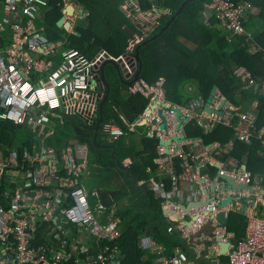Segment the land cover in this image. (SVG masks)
<instances>
[{"label": "built area", "instance_id": "1", "mask_svg": "<svg viewBox=\"0 0 264 264\" xmlns=\"http://www.w3.org/2000/svg\"><path fill=\"white\" fill-rule=\"evenodd\" d=\"M251 6L248 2L207 0L206 17H214L218 21V28L232 35L231 39L244 34L250 38L257 29L246 27ZM47 7L48 0H0V16L3 13V19L0 20V48H3L0 51V120L21 127L28 125L39 138H50L56 134V129L60 127L56 124L57 119L62 120V124L73 120L89 125L98 122L104 96L98 79L101 78V66L108 59L104 53L90 58L78 49H65L62 43H54L44 29H38L35 25L43 8ZM125 8L135 10V20L143 18L148 25L155 23L152 31L160 24L162 15L170 13V10H163L157 5L143 13L131 1L126 3ZM7 26L13 30L14 36L8 44L3 42L2 35V29ZM142 40L136 36L130 51ZM35 53L41 56L37 58ZM58 58L62 59L61 63H57ZM141 84L148 87L144 81ZM141 84L134 86L132 91L146 94ZM254 84L256 82L250 81V85ZM196 105L203 103L197 101L194 107ZM193 109L191 107V111L185 109L184 112L190 119H199ZM234 114L240 119L236 124ZM210 119L213 123L233 127L237 136L245 141L250 139V130L257 129L255 116L239 113L231 105L223 117L212 115ZM106 132L114 138L122 134L120 129L112 126H107ZM65 151L57 147H45L44 154L37 150L34 154H24L28 166L22 169L18 165L19 153L12 152L6 161H0V185L9 169H16L13 174L28 172L32 179L30 183L34 187L38 186L32 193L38 196L48 194V190L55 186L59 201L65 197L71 199L72 203L64 209L66 219L83 224L85 231L100 239L118 238L121 232L116 220L101 222L86 189L78 181L88 167L87 148L79 146L74 152L70 148L67 155ZM48 160H51L49 164ZM40 163L42 166L38 167ZM27 184H21L12 197L5 194L6 198H11L9 205H5L4 196L0 194V264H68L64 252H52L49 245L37 243L41 220L46 222L53 216L52 211L42 213L32 209L29 202L33 196L25 190ZM166 230L181 238H189L187 228L183 225L177 227L172 222ZM141 244L142 247L149 246L150 236L141 239ZM188 260L189 255L176 247L175 252L159 264H188ZM76 264H117V257L112 253L101 252L97 257L77 260ZM226 264H264V215H249L245 235L237 242V247L228 253Z\"/></svg>", "mask_w": 264, "mask_h": 264}, {"label": "trees", "instance_id": "2", "mask_svg": "<svg viewBox=\"0 0 264 264\" xmlns=\"http://www.w3.org/2000/svg\"><path fill=\"white\" fill-rule=\"evenodd\" d=\"M1 1L4 2L5 0ZM48 1L51 12L46 13V20L50 25L49 28H46V34L54 42L65 41L66 39L63 36V32L61 28L58 27V21L63 17L65 0ZM78 1L91 10L89 19L94 24V28L92 31H88V33L89 38L93 41L95 40L96 44H94V47H98L94 52L97 53L101 49H105L109 54L118 58L127 53L129 42L133 39L136 31L138 34H142L127 14L119 10V5L123 0ZM145 1L148 2V0ZM154 1L157 2L163 10H170V13L162 15L160 24L144 39L145 42H148L139 50L143 62L141 72L143 80L151 86L163 80V87L167 90L166 97L168 101L178 106L193 108L196 98L202 99L203 102L207 101L213 86L217 85L221 94L230 98L231 104L234 106L239 107L248 105L252 107L253 103L257 101V125L259 128L263 127L264 96L259 94V89H254L256 86H249V78H247L246 82L244 76L238 75L237 71L243 69L250 74L251 78L257 80V83L260 85L264 84V0H247L252 2L256 7L255 10L247 13V17H251L253 14L257 16L251 17L249 23L246 24L248 29L253 27L257 28L254 36L248 38V36L244 34L234 37L231 40L222 30H218V22L214 18L209 20L212 23L211 27L205 22L203 17L205 0H194L190 2L179 14L176 13L187 0ZM234 1L238 3L246 0ZM96 2H98L97 8L95 7ZM102 3H105L104 8H101ZM113 3H116L118 6L115 10L110 8ZM146 6L148 7L142 9L144 13L152 9L149 4L144 5V7ZM132 13L135 14V10L132 9ZM169 21H171V23L168 28L160 34L162 28L165 27ZM97 25L98 29L96 33L94 29ZM100 27L102 29V36L98 35V33H100ZM107 28L110 29V32L113 31L111 34L109 33V35L103 37ZM153 37H156V39ZM98 43L99 45H97ZM67 46L70 47L69 44H67ZM72 47L78 48L73 45ZM257 47H260V49L255 51ZM96 53L87 54L90 57H94ZM116 77V82L114 81V83H111L110 96L104 105V123H109L110 121L115 122L128 132L127 136L121 138L120 141L114 142V144L108 148L101 149L98 145L100 140H98V144L95 143V130L77 124L75 120L68 121L63 125H71L69 132H63L61 130L50 136L51 140H53V145L57 147L58 150L74 147L75 144H84L89 148L92 170L95 172L94 175L100 176L101 180L99 182L89 180L88 186L92 187L93 190H96L99 194L95 202L97 203L99 199L109 208L107 214H104L106 220L104 219L102 222H107L108 220L110 206L112 205L111 198L117 201L118 204L123 203L127 205L124 202V197L128 194V191L124 186L116 187L119 182H121V176H114V169L121 171L122 169L119 166L125 159L132 158L133 160L130 166V176L127 178L126 173L123 174V178L126 180L125 182L129 184L126 185L129 189H132V183H130L132 179H135L137 182L145 181V183H149L152 179L155 181L163 179L166 190H171L173 184L170 175L166 178L165 176L161 178V167L155 162L158 158L157 145L159 144V139L155 136L149 137L147 135L149 128L145 125H136L134 131L129 130L128 124H133L136 119L143 114L147 107L148 99L141 94L132 95L128 90V86L120 81L117 72ZM193 88L194 91H192ZM237 91H240V95L236 97L233 94ZM185 93L189 97H195V99H189V101L184 103L182 99ZM238 120L239 118L235 119V121ZM2 126L3 129L9 131L19 129L13 123L0 121V127L2 128ZM184 132L188 138L201 137L204 145L217 142L224 146L229 141H233L234 148L230 151L228 156L239 162L245 160L248 170L253 175L264 173V157L258 154L260 143L258 141H252L253 143L251 145L238 141L236 137H234L235 129L233 127L219 123L212 132L205 133L199 123L194 120L187 124ZM57 137H67V140H62L60 142L56 139ZM41 139L46 140L48 138L43 137ZM70 139L75 141L74 145L69 143ZM139 147H141V150L138 149ZM12 149L14 148L12 147ZM1 150H5V155L8 157L10 151H7L6 147H3L2 144L0 145V151ZM219 159L224 160L223 157H219ZM173 169L177 175L185 172L179 158L173 159ZM207 169L210 172V177H215L216 168L208 164ZM123 171L125 172V170ZM82 180L83 176L79 178V182L82 183ZM0 192H2V184L0 185ZM92 205L97 214L98 211H102L103 205L97 206L96 204L95 208L93 201ZM125 205L118 208L117 215L122 218L125 216L136 217L134 211H131L132 205ZM161 205L162 198H158L155 208L149 206L155 209V211L159 213V216H163V208ZM138 217L139 216H137L136 219ZM164 218V222H166L165 215ZM141 227L126 230L124 226H121V236L113 240H101L102 250L108 254H115L118 264H139L143 252H145L144 250L149 251V258L153 261L154 254L151 250L144 249L140 243L141 236L139 231L142 230ZM235 227L238 228V233L244 236L246 227L245 215L243 217L239 212H232L231 224L228 230L233 231L237 236ZM242 229L243 232H240ZM39 233L40 235L37 237V243L39 239L38 244H46V242H44L45 239H43V241L40 240L45 235L42 224H39ZM159 236L163 239L172 238L173 245H175V243H182V241L185 242L184 239H181L177 234H172V236L167 235L166 227L165 232L158 231L157 238ZM243 236L239 235L237 241ZM183 251L189 254L188 250L185 249ZM131 252L138 253L135 259L131 258ZM117 253H119L121 257L118 256Z\"/></svg>", "mask_w": 264, "mask_h": 264}, {"label": "crops", "instance_id": "3", "mask_svg": "<svg viewBox=\"0 0 264 264\" xmlns=\"http://www.w3.org/2000/svg\"><path fill=\"white\" fill-rule=\"evenodd\" d=\"M128 1L133 2L136 6L138 4L141 9L148 7V6L144 7L145 4H149L151 7H153V5L159 6L157 4V2H155L154 0H148V2H146L145 0H123V2L119 5V10L121 12L129 13L128 10H130V9L124 8L125 4ZM139 3H141V4H139ZM70 4L74 5L79 10L81 9V6L84 5V4H81L78 0H65V6L70 5ZM84 6L86 7V9H88L86 5H84ZM92 6H93V4H92ZM104 6H105V3H102L101 8H104ZM95 7L96 8L98 7V2L95 3ZM110 8L115 10L118 8V6L116 3H113L112 7L110 6ZM43 9L44 10L41 13L39 19H37V21L35 22V25L38 29H41V30L44 29L43 31L46 33V28L50 27L49 23L46 20V13H50L51 8L49 9L47 7V8H43ZM89 17H87L86 19L89 20V23L93 24L91 22V20L89 19ZM70 20L72 21V19H70ZM144 23H145V20H143V18L141 20H138V26L142 27V29L140 28L142 30L141 31L142 34H140L141 36H145V35H148L150 33L148 31H145L146 34L144 33L143 30L147 26V25L144 26ZM96 27H98V25ZM101 30L102 29L100 27V29H99L100 33H98L99 36H102ZM71 31L73 32V28L71 29ZM112 31L110 32V34L112 33ZM78 32H80V29H78ZM86 34H87V36H86ZM86 34L82 33V34H80V37H82V38L86 37L87 39H89V33H86ZM2 35H3V39H4L3 41L6 44L12 42L14 39L13 30L8 26L4 27L2 29ZM4 35L6 36L7 39L5 38ZM105 36H106V34L104 32L103 37H105ZM94 44H96L95 40L93 41V45L89 46V52H91V53H96L94 51H95V49L98 48L97 46L94 47ZM97 45H99V43ZM104 50L105 49H101L98 52V54H101ZM34 56L39 58L41 56V54L35 53ZM60 59L61 58H58L57 63H61L62 59H61V61H59ZM127 61H125L123 64L124 65L123 67L125 70V83L130 84L135 77V76L131 75L133 70H132L130 65L135 63V59L128 58ZM240 71L243 72V69ZM242 72H238V74H240ZM108 74L113 79L116 78V71H114L112 68H111V72L108 71ZM245 77H246V75H245ZM257 89H259V87ZM157 93L161 95L160 91H157ZM166 96H167V94L165 95L164 100H167ZM230 103H231V101H230ZM255 103H257L256 108H254ZM218 105H219V103H217V101H216L215 102V108ZM234 107L238 110L239 113H247V114H250L251 116H255L256 118H258V116H257V114H258L257 113L258 112V102L257 101H255L253 103L252 107H250L248 105L239 106V107L234 106ZM186 109L191 111L190 108H186ZM193 111L200 114L198 109H193ZM236 118H239V117L234 114L235 124L238 123L240 120L239 119L238 121H235ZM169 127L172 129L174 128L173 121H171V123L169 124ZM18 128H22V127H18ZM2 129H3V126H2ZM3 130H6V129H3ZM7 131H9V130H7ZM102 135L103 134L101 132L98 135V140L102 137ZM172 136H175L174 131H172ZM188 143H189V141L186 144H188ZM200 143H203L202 139L197 141V146H195V143H193L190 146L185 147V149L187 150V149H194L195 148L193 151L197 152L200 148ZM1 144L3 147H6L7 151L11 152L13 146L11 148H8L9 144H5V143H1ZM177 146H179L177 143H173L171 148L174 149ZM138 149L141 150V147H139ZM213 150L208 155V158L211 159V161H210L211 164L215 163V161L213 159H216L219 161V159L217 157L224 156V154H222L220 156L214 155ZM2 152L4 153V155H2ZM5 152H6L5 150L0 151V160H2V161L10 156V152H9L8 157H6ZM219 152H218V154H219ZM222 152H224V151H222ZM225 155H228V152H226ZM231 159L236 164L240 163L238 160H235L233 158H231ZM245 159H247V158H245ZM131 162L132 161L130 159H127L123 163V168L127 171V174L130 171L129 165L131 164ZM220 163H222V162H220ZM241 163H245V162L243 161ZM18 165L21 166L20 163H18ZM200 167H201V165H198L197 168L194 170L195 174H197L199 177V179L193 183V185L196 189L199 187L198 184L203 181L204 177L209 178L208 172L206 171V166L201 167V168ZM228 167H230V166H228ZM164 168H165V166L160 171L161 178L163 176H165V178L167 176H169V174L167 173V170ZM223 169H227V168L223 167ZM228 171L234 172L233 169H228ZM238 176L243 178L242 172H239ZM90 177H91V171L88 169L83 174L82 184L84 183L83 185L88 190L90 198L97 200V195H99V194L97 193L96 190H93L92 187L88 186V182H89ZM120 180H121V182H119V184L116 187L124 186V188H126V190L128 191V194L125 195L124 202L128 205H132L131 211H134V215L136 217L137 216H139V217L137 219H136V217H128V216L127 217L125 216L124 218H122L121 216L117 215L118 208L123 207V203L118 204L117 201H115L113 198H111L112 199V205L110 206V214L108 215L107 222L115 219L117 226L120 229H121V226H124L126 228V230L139 228V227H141V224H142V227H141L142 230L139 231L141 239H143L147 236L146 235L147 231H150V235H149L150 236V244L147 247L143 246V248L151 250V252L154 254L153 255L154 259L152 261L149 258V251L144 250L145 252H143V255L141 257V262L139 264H159L161 261L165 260L168 256L173 254L175 252L176 247L182 248L183 250L186 249L189 251L188 264H226L227 263V259H228L227 254L221 255L219 253H216L215 255H212L211 254L212 249H210L209 251L204 250V249H202V246H198V245H195L194 248H190L191 242L188 240V238H181V239H184L185 242H183L180 239L182 241V243H175V245L172 244V241H173L172 238H167V239L164 238L163 239L160 236L157 238L158 231L165 232V227L167 228L172 222L175 223V225L177 227H179V225L185 226L187 228L186 232L189 234L190 229L188 228L187 220L190 219L189 218L190 213H188L187 211H189L190 208H192V210H198L196 208L197 206H195L197 204L196 203L197 198H201L200 202H205L208 199V196H205L204 194H196L195 190L190 189V185H189L190 182H187L183 179H179L180 184L178 183L176 185L174 183V180L172 179L173 184H172L171 190H166L163 179L162 180L161 179L156 180V181L152 180V183H145V184H143V182L137 183V181H135V179H132V181H130V183H132L131 184L132 189H129L126 186L129 184L126 183L122 177H120ZM31 181H32V179L30 178V173H28V172L18 173V174L11 176V177H9V176L4 177V179L2 181V192H0V193H2V196H4L3 201H4L5 205L11 204V198H6L5 194H10L12 197V195L15 194L17 192V190L21 187V184L29 183V184H27V187L25 190H28L31 193L36 188H38V186L34 187V185L32 183H30ZM97 181H99V175L94 176V182H97ZM260 182L264 185V176H261ZM202 184H204L203 186L207 185L205 179H204ZM52 192H54L57 195L55 186L50 188V192L47 194V196L51 197ZM100 194H101V192H100ZM241 194H247L250 197L256 196L255 206H257V205L258 206L257 207H255V206L249 207L248 209H246L247 214L250 213L249 211H251V210L256 211V212L260 211L261 204L264 203V197L262 195V194H264L263 190L262 191L259 190V192L255 193V194H249V192H247V191L238 192L239 196ZM194 196H198V197H194ZM158 198H162V205L161 206L163 208V216H159V213H157L155 211V209H153L156 206V201ZM61 202H64V200H62ZM96 204H97V206L103 205L102 211H98V214L101 217L102 221L104 219L106 220V217L104 216V214H107V211L109 210V208L103 202H101L99 199H98ZM149 205L153 206V208L150 207ZM185 205H187V207H185ZM237 208H239V206H237ZM226 209L229 211L228 213H231L232 211H234L233 210L234 208L231 209V207H229V206L226 207ZM246 212H240V214L244 217V213H246ZM51 214H52L53 218L46 221V222H43L40 218L41 224L44 227V232H45V235L40 240L43 241V239H45L44 242H46V244L52 248V252L53 251L58 252V253L64 252L66 255V259H67L68 264H76L77 260H86V259H89L92 257H97L101 254V252H105L102 250L101 239L98 238L97 236L92 235L89 232L85 231V229L83 228V226L81 224L70 222L68 219H66L65 214H63V213L57 214L55 216L53 215V213H51ZM164 215L166 216V222H164L165 221ZM104 223H106V222H104ZM139 223H140V225H139ZM243 229H244V225H243ZM243 229L240 232H243ZM235 230L237 231V236H236V233L228 231L229 234L227 237L232 242L237 241L239 235L243 236V234L238 233L237 227H235ZM166 234L169 236H172V234H175V233H171V232L166 231ZM39 235H40V233L38 231V236ZM229 235H230V237H229ZM233 235H235V237H232ZM174 237H177V236H174ZM38 243H39V239H38ZM214 248H215L216 252L220 251L219 247L215 246ZM190 249H192V250H190ZM105 253H107V252H105ZM131 254H132L131 258L135 259V256L138 253L131 252ZM118 256L121 257L120 254ZM117 264H118V261H117Z\"/></svg>", "mask_w": 264, "mask_h": 264}, {"label": "clouds", "instance_id": "4", "mask_svg": "<svg viewBox=\"0 0 264 264\" xmlns=\"http://www.w3.org/2000/svg\"><path fill=\"white\" fill-rule=\"evenodd\" d=\"M232 2H234V3H236L234 0H231ZM243 2H248V3H251L252 4V6H251V9L249 10V11H253V10H255L256 9V7L253 5V3L252 2H250V1H243ZM206 3H207V0H205V3H204V10H206ZM70 5H72V4H70ZM126 5V4H125ZM67 6V5H66ZM65 6V7H66ZM50 7V6H49ZM48 7V8H49ZM64 7V8H65ZM75 7V6H74ZM138 7H139V5H138ZM125 8V7H124ZM140 8V7H139ZM78 9V8H77ZM140 10H141V12H143L142 11V9L140 8ZM129 11V13H127V12H125L126 14H127V16L133 21V23H135L136 24V26L138 27V29H139V31L141 32L142 30V28L140 29V27L138 26V20H135L134 19V17L133 16H135L136 15V12H135V14H133L132 13V10L130 11V10H128ZM91 12V11H90ZM144 13V12H143ZM91 14V13H90ZM90 14H89V16H90ZM89 16H87V17H89ZM257 15H252L251 17H256ZM251 17H250V19H251ZM70 17H68V19H69ZM211 18H214V17H211ZM211 18H209V20L211 19ZM70 19H72V21L74 22V20H73V18H70ZM69 19V20H70ZM215 19V18H214ZM216 20V19H215ZM71 21V20H70ZM71 21V22H72ZM217 21V20H216ZM250 21V20H249ZM88 22H89V20H88ZM218 22V21H217ZM89 24H91V23H89ZM145 24H147V23H144V25ZM210 24L212 25V23L210 22ZM93 25V24H92ZM148 25V24H147ZM207 25H208V23H207ZM245 25V24H244ZM89 26V25H88ZM210 27V26H209ZM72 28H73V32L72 31H70V33H77L76 31H75V29H74V25L72 26ZM71 28V29H72ZM80 28V27H79ZM93 28H94V25H93ZM218 30H222V29H219L218 28ZM229 38H230V36H232V35H230V34H228V33H226L224 30H222ZM150 34V33H149ZM149 34L148 35H145V36H141L140 34H135L134 36H133V39L132 40H135L134 38L137 36L138 38H141V39H143L142 41H140L139 43H137L136 44V46H135V48H134V50L131 52V51H128V48H127V53H125V57H130V56H132L133 55V57H134V55H135V50L137 49V47L139 46V45H141V44H143L145 41H144V39L147 37V36H149ZM234 38V37H233ZM232 38V39H233ZM132 40H130V41H132ZM54 42V41H53ZM54 43H62V48H65V49H69V48H75V49H78V50H80L79 48H76V47H72V46H70V47H68L66 44H69L68 43V40H65V41H57V42H54ZM130 43V42H129ZM129 46H130V44H129ZM81 51V50H80ZM81 52H83V51H81ZM84 53V52H83ZM102 53H104V56H105V53H107V51L106 50H104ZM86 54V53H85ZM108 54V56H105L106 58H108V59H106L104 62H103V64L105 63V62H107L108 60H113L114 62H117L119 59H121L122 58V63H120L119 65L121 66V69H122V71L124 70V67L122 68V65L124 64V59H123V55L122 56H120V57H118V58H116V57H114V56H112L111 54H109V53H107ZM87 56H89L88 54H86ZM98 55H100V54H98ZM98 55H96V56H98ZM96 56H94V57H96ZM90 57V56H89ZM94 57H90V58H94ZM109 57H113V58H115V59H117V60H115V59H113V58H109ZM133 59H135V57L133 58ZM128 62V61H127ZM102 64V65H103ZM130 65V64H129ZM114 69L115 70V68L112 66V65H108L107 67H106V75H107V79H108V81H109V83H110V85H111V80H110V75L108 74V71L111 69ZM132 68V74L131 75H133V76H136V73H137V70H138V64H137V62H136V59H135V65H134V67H131ZM101 69H102V66H101ZM116 71V70H115ZM238 72V71H237ZM238 74V73H237ZM122 75H123V84L124 85H126V86H128V90H129V92L132 94V95H135V94H141V95H143V96H145L147 99H148V104H147V107L145 108V110H144V112H143V114L142 115H140L137 119H136V121L133 123V124H128V126H129V130H131V131H134L135 130V127H136V125H141V123L142 122H145L144 124H142V125H145V126H147L148 128H149V130H148V132H147V135L149 136V137H157L158 139H159V144L157 145V152H158V158L155 160V162L156 163H158L159 165H160V167H161V170H162V168L165 166V168L164 169H166L167 170V173L171 176V178L174 180V183L177 185L178 183L180 184V181H179V179H183V180H185V181H187V182H190V189H192V190H195V192H196V194H204V189H206L207 187H210V186H212L213 185V182H214V180L216 179V177H217V174L219 173V172H225L226 171V173L227 174H229V175H231V176H233L235 179H236V182L237 183H241V184H249V185H252L253 186V188L255 189V190H257V193L259 192V190H263L264 191V185L260 182V180H261V176H264V173L263 174H252L249 170H248V166H247V162L244 160V162L245 163H238V164H236L231 158L232 157H229L228 155H229V153H230V151H232L233 150V148H234V142L233 141H229L228 143H226L224 146L223 145H220L219 143H217V142H214V143H211V144H209V145H204L203 143H200V148H199V150L197 151V152H195V151H193L194 149H188V150H186L185 149V147H187V146H190L191 144H193V143H195V146H197V141H199V140H201L202 138L201 137H195V138H188V136L185 134V132H184V130L183 131H181V133H183L185 136H186V138H187V140H185V141H179V142H175V141H171V138H175V137H177V133L175 132V121H174V119H173V113L172 112H166V111H164V114L167 116V118H168V124H167V129L165 128H163V129H161V125H162V121H161V118L158 116V111L159 110H161V109H163V107L162 106H158L157 107V109H154V110H150V108H151V106L154 104L155 106H156V101L157 100H159V101H161V102H163V103H166L167 104V106H168V108H171V107H174V106H178V105H174L173 103H171L170 101H168V100H164V98H165V95L167 94H164L163 93V91H162V88H164L163 87V80H161L162 82H160L159 83V81L155 84V85H149V84H147L144 80H143V78L141 77V74H140V77L137 79V80H135V79H133V81L130 83V84H126L125 83V72H124V74L122 73ZM238 75H240V76H244V79L246 80V82H247V78H249V86H255V84L254 85H250V79H251V76L249 77L248 75H249V73H247L245 70H243V72L242 73H240V74H238ZM245 75H246V77H245ZM101 76H102V74H101ZM99 80V84H100V88H101V90H103L104 91V96H103V99H104V97H105V94H106V86L104 85V84H102L101 83V78H99L98 79ZM142 81H144L146 84H147V88H145V87H143V84H141L142 83ZM139 84H141L142 85V88H143V90L145 91V92H147L146 94H143L142 93V91H138V92H133L132 91V88L134 87V86H138ZM158 85V86H157ZM261 85H263V84H261ZM215 86V85H214ZM213 86V87H214ZM217 86V85H216ZM218 87V86H217ZM165 89V88H164ZM157 91H160L161 92V95L160 94H158L157 93ZM167 91V90H166ZM211 93V92H210ZM156 97H158V99L157 100H154V98H156ZM215 97H216V101H217V103H220L221 102V100L222 99H227L228 97H225V96H223L222 94H221V92L219 91V89H218V91H217V93L215 94ZM103 99H102V101H103ZM229 101L227 102V105L225 106V108H224V111H223V114H222V116L221 117H223L227 112H228V106L229 105H231V106H233L234 107V105H232L231 103H230V98L228 99ZM101 101V102H102ZM197 101H199V102H201V103H203V105H196L195 107H194V109H200L199 110V112H200V114H198L197 112H194V113H196V115L197 116H199V119H190L189 117V119H190V121H189V123L190 122H192V121H194V120H196L198 123H199V125L202 127V129L204 130V132L205 133H209V132H212L217 126H218V124L219 123H213L212 122V120L210 119V117L212 116V115H215V114H211V115H208L207 114V112L205 111V107H206V103H207V101H205V102H203L202 101V99H200V98H197L196 99V101L194 102V103H196ZM216 101H214L213 102V109L215 108V102ZM173 104V105H172ZM256 104V103H255ZM255 104H254V108H256L255 107ZM178 107H180L181 108V110H182V112L184 113V117H187V115H186V113L184 112L185 111V109L186 108H190L191 109V107H182V106H178ZM216 109V108H215ZM100 112H101V106H100ZM216 116V115H215ZM257 116H258V114H257ZM216 117H218V116H216ZM123 119V118H122ZM124 120V119H123ZM0 121H2V120H0ZM125 121V120H124ZM171 121H173V123H174V128L172 129V128H170L169 127V124L171 123ZM204 121H208V126L211 128V127H213L214 126V129H211L210 131H208L206 128H203V122ZM257 121H258V118H257ZM257 121H256V123H257ZM2 122H6V121H2ZM8 122V121H7ZM77 122V121H76ZM99 122H100V113H99V118H98V122L96 123V124H92V125H89V124H87V123H83V122H77V123H80V124H82L83 126H85V127H88V128H90V129H92V130H95V133H96V128H97V126H98V124H99ZM8 123H13V122H8ZM188 123V124H189ZM14 124V123H13ZM224 124V123H223ZM15 125V124H14ZM15 126H17V125H15ZM107 126H112V127H114V128H118V129H120L121 130V132H122V134H119L116 138H114V137H111L110 136V134L109 133H107L106 132V128H107ZM187 126V125H186ZM185 126V127H186ZM17 127H21V126H17ZM185 129V128H184ZM167 130V131H166ZM262 130H264V126L263 127H258V125H257V129L254 131V130H250V139L248 140V141H245V140H242V139H240L238 136H237V133H236V130H235V133H234V137H236V139L238 140V141H240V142H244V143H249V144H251L252 145V141H258L259 143H260V150L258 151V154L260 155V156H262V157H264V132H262ZM172 131H174L175 132V136H172ZM102 132V137H101V139H102V144H105L106 142L105 141H107L109 144H114V142H116V141H120L121 140V138H123V137H125V136H127V134H128V132H126L125 131V129H123L122 127H120L119 125H117L115 122H112V121H110L109 123H104V109H103V122L101 123V128H100V130H99V133H98V135L100 134ZM34 135H36L35 133H33ZM38 134V133H37ZM97 138V139H96ZM196 138H198V140H194V139H196ZM161 141H164V143L162 144L161 143ZM189 141V143L188 144H186L187 142ZM95 143H97L98 144V136H96V134H95ZM166 143H168V144H166ZM173 143H177L179 146H177V147H175L174 149L173 148H171V146L173 145ZM183 143V144H182ZM230 143H231V145H230ZM79 146H84V147H86L87 148V150H88V153H89V148L87 147V146H85L84 144H75V146L73 147L74 149H76L77 147H79ZM71 147H68V148H64V149H66V151H65V155H67V150L68 149H70ZM214 149V150H213ZM213 150V153H214V155H216V156H220V155H222V154H224V156H222L223 158H224V160H220L219 159V157H217L218 159H219V161L220 162H222V163H220L218 160H216V159H213L214 161H215V163L214 164H211L210 163V161H211V159L210 158H208V155L211 153V151ZM14 151H17L18 153H19V163L21 164V166H19V169H22L23 167H26V166H28L27 165V162H26V160H25V158H24V153H22L21 152V149H12L11 150V152H10V155H11V153L12 152H14ZM220 151V152H219ZM222 151H224V152H222ZM218 152H219V154H218ZM226 152H228V155H225V153ZM10 157V156H9ZM8 157V158H9ZM60 157H62L61 156V154H60ZM8 158H6L5 160H3V161H6ZM174 158H179L180 160H181V162H182V167L185 169V172L183 173V174H180V175H177L176 173H175V171H174V169H173V159ZM127 159H130L132 162H131V164L129 165V170H130V166L132 165V163H133V160L131 159V158H127ZM127 159H125L122 163H120V167L122 168V169H124L123 168V163L127 160ZM234 159V158H233ZM231 160V161H230ZM236 160V159H235ZM0 161H2V160H0ZM64 161H66V158H64ZM231 162V163H230ZM211 165V166H214L215 168H216V175H215V177H213V178H211L210 177V172L208 171V169H207V165ZM198 165H201V167H204V166H206V171L208 172V175H209V178H206V177H204V179L206 180V183H207V185H205V186H203L204 184H202L203 183V181H204V179H203V181L202 182H200L198 185H199V187L196 189L195 187H194V185H193V183L195 182V181H197L198 179H199V177H198V175L197 174H195V172H194V170L197 168V166ZM217 165L218 166H220L221 167V169H219V168H217ZM88 166H89V163H88ZM228 166H230V167H228ZM246 167V169H245V167ZM200 167V168H201ZM223 167H226L227 169H223ZM228 169H233V171L234 172H229L228 171ZM16 169L15 168H13V169H9V172H7L6 173V175H5V177L6 176H9V177H11V176H13V175H15V174H17V172L16 173H14L13 174V171H15ZM88 170V167H87V169H85V171H87ZM238 171V172H237ZM239 172H242V176H243V178L242 177H240V176H238V173ZM19 173H23V172H19ZM83 174H84V172H83ZM83 174H81L80 175V177H82L83 176ZM128 174H130V171H129V173ZM11 175V176H10ZM152 180H154V179H152ZM152 180L151 181H149V183H152ZM79 181V180H78ZM155 181V180H154ZM140 182H143V184H145V181H140ZM137 183H139V182H137ZM80 184H82V183H80ZM83 185V184H82ZM83 187L86 189V187L83 185ZM49 192H50V189L48 190ZM86 191H87V194H88V197L90 198V195H89V193H88V190L86 189ZM243 192V191H242ZM248 192V191H247ZM54 195L56 196V198H57V195L54 193ZM205 196H208V199H209V195L208 194H204ZM263 195V197H264V194H262ZM239 196V195H238ZM194 197H198V196H194ZM240 197H241V195L239 196V199H240ZM249 198H254V200L252 201V203L251 204H249L247 207H246V209H248L249 207H254L255 206V203H256V196H254V197H250L249 196ZM66 199H68V198H63V199H61V201L62 200H64V202H65V207L66 206H69L71 203H72V201H71V199H68L67 201H66ZM208 199L204 202V203H206L207 201H208ZM238 199V200H239ZM61 201H59V202H61ZM196 201L197 202H200L201 201V198H197L196 199ZM204 203H202L201 205H203ZM237 206H239V204L237 203V205L234 207H232L231 205L229 206V207H231V209L232 208H234L233 210H235L236 212H242L241 210H240V206H239V208H237ZM258 206V205H257ZM257 206H255V207H257ZM65 207H64V209H65ZM185 207H187V205H185ZM198 207V206H197ZM94 208V207H93ZM191 209V208H190ZM215 210H217L216 208H214ZM225 209H226V207H225ZM197 210H192L191 212H196ZM233 212V211H232ZM250 213H248L247 214V212L246 213H244V215H245V217H246V223H247V219H248V217H249V215L250 214H252V213H257V214H261V215H264V203L263 204H261V209H260V211L259 212H256V211H249ZM64 214V213H63ZM247 214V215H246ZM98 215V214H97ZM190 216V215H189ZM98 217L101 219V217L98 215ZM112 221V220H111ZM71 222V221H70ZM101 222H102V220H101ZM108 222H110V221H108ZM108 222H106V223H108ZM187 222H188V220H187ZM199 222H201V219H199ZM74 223V222H73ZM104 223V222H103ZM77 224H79V223H77ZM82 226H83V224H81ZM83 228H84V226H83ZM119 228V227H118ZM167 229V228H166ZM245 229H246V227H245ZM119 230H120V232H121V229L119 228ZM167 231V230H166ZM229 231V230H228ZM88 232V231H87ZM229 232H233V231H229ZM229 232H227V236H228V234H229ZM245 235V234H244ZM120 236H121V234H120ZM147 236H149V235H147ZM235 235H233L232 237H234ZM229 237H230V235H229ZM244 237V236H243ZM242 237V238H243ZM228 238V237H227ZM241 238V239H242ZM101 240H103V239H101ZM239 241V240H238ZM238 241H235V242H238ZM140 243H141V238H140ZM142 245V244H141ZM236 247H237V245H236ZM232 248V246L230 247V249ZM229 249V251L226 253L227 254V256H228V253L231 251V250H233V249H231L230 250ZM9 263V262H8ZM7 263V264H8Z\"/></svg>", "mask_w": 264, "mask_h": 264}, {"label": "water", "instance_id": "5", "mask_svg": "<svg viewBox=\"0 0 264 264\" xmlns=\"http://www.w3.org/2000/svg\"><path fill=\"white\" fill-rule=\"evenodd\" d=\"M192 1L194 0H187L185 3H183L181 8L176 14H179V12L183 11L185 6ZM90 13H91L90 10L86 9L84 5L81 6L80 10L77 9V7H74V5H67L63 9V17L58 21V27L63 28L66 31L70 32L72 26L74 25L75 31L80 36V33H78L79 27L81 26L87 27L89 25V29L90 30L93 29V25L89 24L88 20L86 19ZM68 17L73 18L74 22L73 21L71 22L68 19ZM171 21H169L167 25L163 27L160 34L163 33L168 28ZM154 39H156V37H154ZM147 42H144L143 44L139 45L135 50L134 57L138 64V70L136 76L134 77L135 80H137L140 77L143 68V62L141 60L139 50ZM2 50L3 48L1 47L0 51ZM105 56H108V54L105 53ZM123 58H125V54L123 55ZM121 60L122 58L119 59L117 62H114L113 60H108L102 65L101 83L106 86V94L103 101L101 102L100 122L96 128V136H98L99 130L101 128V123L103 122L104 105L108 101L111 92V85L106 75V67L108 65H112L115 68L119 79L122 81L123 80L122 73L124 74L125 70L122 71L121 66L119 65L120 63H122ZM134 65L135 63L130 66L134 67ZM123 66L124 65H122V68ZM162 91L164 94L167 93L166 89L164 88H162ZM217 91H218V87L215 85L212 88L211 93L207 99L205 111L207 112L208 115L215 114L216 116L221 117L224 108L227 105V102L229 101L228 100L229 98L222 99L219 105L216 107V109L215 108L213 109L212 108L213 102L216 101L215 94L217 93ZM158 106L163 107V109L158 111V116L161 118L162 121L161 129L163 128L167 129V124H168V118L164 114V111L166 112L170 111L173 113L172 116L175 121V132L178 135L175 138H171V141L182 142L187 140L186 136L183 133H181V131L184 130L185 126L189 123L190 119L188 117H184V113L182 112L181 108L178 106L168 108L166 103L157 100L156 106L153 104L150 110L157 109ZM144 123L145 122H142L141 125ZM202 126L203 128H206L208 131L214 129V126L211 128L208 126V121H204ZM194 140H198V138ZM161 143L163 144L164 141H161ZM217 168L221 169V167L218 165ZM242 191H248L249 194L257 193V190H255L252 185L237 183L236 179L233 176L227 174L226 171L219 172L217 174V177L214 180L213 185L207 187L203 191L204 194L209 195L208 201L206 203L196 202L197 204L195 206H198L196 207L198 209L196 212H191L192 208L189 211H187L188 213H190L189 214L190 219L188 220V228L190 229L188 240L191 242L190 248H194L195 245H198V246H202V249L204 250L209 251L210 249H212L211 250L212 255H215L216 253L224 255L229 251L231 246H232L231 249L236 248L237 242H232L227 238V232L231 224L232 212L228 213L229 211L225 209V207H228L230 205L232 207L233 206L235 207L238 203L240 206V210L242 212H246V207L252 203L254 198H249L247 194H241V197L239 199L238 192H242ZM31 195L33 197L29 203L32 206V209L42 213L52 211L54 216L60 213H64L65 202H59V200L54 195V192H52L51 198H49L47 194H42L38 196L32 193ZM36 196H38V198L35 200ZM67 200L68 199H66V201ZM201 203L204 204L200 205ZM214 208H216L217 210H215ZM233 212L236 211L234 210ZM199 219H201V222H199ZM146 235H150V231H147ZM215 246L220 248L219 252H216L214 248Z\"/></svg>", "mask_w": 264, "mask_h": 264}, {"label": "rangeland", "instance_id": "6", "mask_svg": "<svg viewBox=\"0 0 264 264\" xmlns=\"http://www.w3.org/2000/svg\"><path fill=\"white\" fill-rule=\"evenodd\" d=\"M90 10V9H89ZM40 17V16H39ZM203 17L205 19V22L208 23V26L211 27V24H210V21H209V18L206 17V11L203 10ZM3 19V13L1 14L0 16V20ZM39 19V18H38ZM156 24L155 23H150L149 25H147L143 31H148V32H151L153 27L155 26ZM145 26V25H144ZM143 26V27H144ZM82 27V26H81ZM142 28V27H140ZM97 29L98 27H96L94 29V31L97 33ZM163 29V28H162ZM61 31L63 32V36L66 40H68V43L70 46H77L80 50L82 49V51L84 53H88V54H92L91 52H89V46L90 45H93V41L89 38H82L80 37L77 33H70L69 31H66L65 29L61 28ZM88 31H92L89 29V26L87 27H82L80 28V34L84 33H88ZM162 31V30H161ZM104 32V31H103ZM110 33V29H107L105 34L106 35H109ZM145 33V32H144ZM136 34H138V32L136 31ZM146 34V33H145ZM5 36V35H4ZM87 36V34H86ZM6 38V36H5ZM154 38V37H153ZM7 39V38H6ZM136 39V37H135ZM231 40V37L229 38ZM135 41V40H134ZM134 41H131V44L128 48V51H130V48L131 46L133 45ZM258 49H260V47H257V49L255 51H257ZM95 55H98V52L95 54ZM129 58H134L133 55L130 56ZM124 61H127L128 60V57H125L123 58ZM61 61V59L59 60ZM109 72H111V69L109 70ZM238 72H242V71H238ZM237 72V73H238ZM250 77V74L248 75ZM110 80L112 81L111 83H114V81L116 82L117 80V77L116 79L114 78H110ZM121 81V80H120ZM250 81H254L256 82L255 84V88L254 89H257L259 87V94L260 95H264V88L262 87V85H260L259 83H257V80L251 78ZM122 82V81H121ZM162 82L161 80L159 81V83ZM192 91H194V88L192 89ZM234 96H239L240 95V91H237L236 93L233 94ZM189 99L193 100L195 99V97H189L186 93L184 94L183 96V99L182 101L184 103H186L187 101H189ZM197 99V98H196ZM195 99V100H196ZM199 111V109H198ZM77 123V122H76ZM56 124H58L60 127L56 129V133L58 131H66V132H69V129H70V124H67L66 126H63L64 124H62V120L60 119H57L56 120ZM77 124H80V123H77ZM82 125V124H81ZM33 130L31 129L30 126L26 125V126H23L22 128H19V129H16L15 131H7V130H3L1 127H0V145L1 143H5V144H9L8 148H11L13 146L14 149H21V152L24 153L25 155H27L29 152L34 154L35 151L37 150L38 152H42L44 154L45 152V147L47 149H50L51 147H55L53 145V140H51V138H48L46 139L45 141H43V139L39 138V136L37 135H34L33 134ZM62 135V134H61ZM58 141H62V140H67V137H64V138H56ZM100 143L98 144L101 149H105V148H108L109 146L113 145L112 143L109 144L107 141H105L106 143L105 144H102V139L100 138ZM46 142V143H45ZM70 144L74 145L75 144V141L73 139H70ZM53 145V146H52ZM71 149L73 150V152L75 151V149L73 147H71ZM90 152V151H89ZM48 153V152H46ZM2 155H4V153L2 152ZM11 156V155H10ZM132 159V158H131ZM51 160H48V164ZM78 162H80L78 160ZM88 163H89V166H88V169L91 171V177L89 178L90 181H94V176H98V175H94L95 172H93V168H92V164H91V159H90V154L88 153ZM42 166V163L39 164L38 167H41ZM118 166H119V163H118ZM120 167V166H119ZM121 168V167H120ZM122 169V168H121ZM115 170V173H114V176H118V174L123 178V174L126 173V176L127 178L130 176V174H127V171L125 169H122L121 171H118L117 169H114ZM125 170V172L123 171ZM31 171V169H30ZM124 179V178H123ZM130 179V178H129ZM101 180L100 176H99V181ZM125 180V179H124ZM97 181V182H99ZM126 181V180H125ZM128 181V180H127ZM131 181V180H130ZM89 201L92 205V201L94 202V205H95V208H96V200L95 199H92L89 198ZM125 205V204H123ZM93 206V205H92ZM125 206H128L125 205ZM94 207V206H93ZM117 255H119L117 253Z\"/></svg>", "mask_w": 264, "mask_h": 264}, {"label": "bare ground", "instance_id": "7", "mask_svg": "<svg viewBox=\"0 0 264 264\" xmlns=\"http://www.w3.org/2000/svg\"><path fill=\"white\" fill-rule=\"evenodd\" d=\"M157 99H158V97L154 98V100H157Z\"/></svg>", "mask_w": 264, "mask_h": 264}]
</instances>
